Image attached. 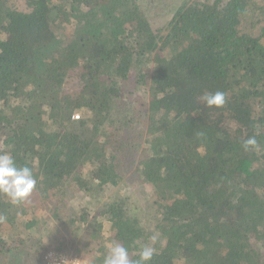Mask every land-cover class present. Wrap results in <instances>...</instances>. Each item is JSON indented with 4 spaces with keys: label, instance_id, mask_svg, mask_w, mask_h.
Segmentation results:
<instances>
[{
    "label": "trees",
    "instance_id": "16d2710c",
    "mask_svg": "<svg viewBox=\"0 0 264 264\" xmlns=\"http://www.w3.org/2000/svg\"><path fill=\"white\" fill-rule=\"evenodd\" d=\"M11 1L0 0V154L37 183L20 204L0 194V235L6 225L24 243L40 228V264L60 238L54 249L88 264L108 243L132 261L153 248L148 264H264V23L239 29L264 4ZM217 91L223 106H206ZM128 171L150 186L146 223L129 195L102 199ZM71 193L78 213L63 205Z\"/></svg>",
    "mask_w": 264,
    "mask_h": 264
},
{
    "label": "rangeland",
    "instance_id": "374dc122",
    "mask_svg": "<svg viewBox=\"0 0 264 264\" xmlns=\"http://www.w3.org/2000/svg\"><path fill=\"white\" fill-rule=\"evenodd\" d=\"M260 5L264 4V0H258ZM181 0H175V4L179 5ZM11 4L18 10L26 11L27 8L25 7V0H12ZM259 13V12H258ZM264 23V14H259L256 18H245L244 22L242 20L240 24V31L241 32H248L251 34H257L259 30V26ZM136 87V86H135ZM145 91V89H143ZM118 186H116L114 189L109 190L107 194L103 196L104 198H109L111 200H115L119 198L120 195H129V199L127 202L128 209H131V212L133 215H136L140 220L144 221L143 223H146L149 218L152 215V210L150 207L151 203V192H150V186L144 185L140 179L136 177L131 171L126 172V177L123 179ZM149 192V199H145L146 193ZM71 193L67 199H69L68 202L63 201V205L65 206H73L75 205V211L78 213L81 211V207L79 202H76L77 198L79 197L78 194ZM153 198V196H152ZM57 204V198L53 199L50 202L49 206H54ZM58 205V204H57ZM62 204H59V206H63ZM82 205V203H81ZM63 206V207H65ZM63 209V208H62ZM96 210V208H95ZM49 212V211H48ZM95 212V211H93ZM93 212L90 214L92 215ZM50 215V214H49ZM48 217V216H47ZM28 218V217H26ZM4 228V234L0 235L6 243V246L1 248L0 247V264H35L38 262V260L42 259V253H39V255L34 254L35 248L33 247L35 242L38 241L39 237V231L40 228H33L31 237L29 235L28 238L24 240V243H21L19 241V234L16 235L14 232H9L8 227L6 225H3ZM109 225L108 223H105L102 229V233L104 236L109 235ZM49 235V239L54 240L55 234H53L52 231L47 232ZM83 233H86L85 231H79L77 232V235L81 237ZM11 235V236H9ZM8 236V239L6 238ZM69 237V236H68ZM67 237V238H68ZM23 238V237H22ZM70 239V237H69ZM8 240V244H7ZM20 242V243H19ZM44 242V241H43ZM63 242V239L60 238V241H55L54 245L49 246L48 248H56L58 246H61V243ZM75 241L74 243H76ZM106 243V242H104ZM107 244V243H106ZM9 245H13L12 248L8 249ZM109 247L112 245L110 243L107 244ZM84 254V253H83ZM41 262V261H40Z\"/></svg>",
    "mask_w": 264,
    "mask_h": 264
},
{
    "label": "clouds",
    "instance_id": "9594fccd",
    "mask_svg": "<svg viewBox=\"0 0 264 264\" xmlns=\"http://www.w3.org/2000/svg\"><path fill=\"white\" fill-rule=\"evenodd\" d=\"M201 99L208 107H221L225 103V94L219 91L206 93ZM250 146H257L255 137L244 141L245 149ZM36 183L37 181L29 167H18L10 154H0V194L7 196L13 204H20L30 196L36 187ZM153 255L154 249L145 246L139 253V259L132 261L126 247L114 244L104 257L103 264H148Z\"/></svg>",
    "mask_w": 264,
    "mask_h": 264
},
{
    "label": "built area",
    "instance_id": "2783aa9c",
    "mask_svg": "<svg viewBox=\"0 0 264 264\" xmlns=\"http://www.w3.org/2000/svg\"><path fill=\"white\" fill-rule=\"evenodd\" d=\"M78 116L79 113H75L74 117ZM42 264H88V261L82 256H77L71 252L48 248L43 254Z\"/></svg>",
    "mask_w": 264,
    "mask_h": 264
},
{
    "label": "crops",
    "instance_id": "0c3cea01",
    "mask_svg": "<svg viewBox=\"0 0 264 264\" xmlns=\"http://www.w3.org/2000/svg\"><path fill=\"white\" fill-rule=\"evenodd\" d=\"M40 261H41V259H40V260H38V262H37V263H35V264H40Z\"/></svg>",
    "mask_w": 264,
    "mask_h": 264
}]
</instances>
